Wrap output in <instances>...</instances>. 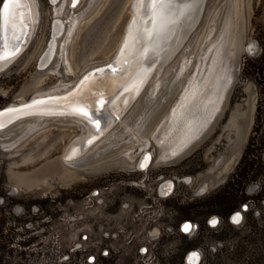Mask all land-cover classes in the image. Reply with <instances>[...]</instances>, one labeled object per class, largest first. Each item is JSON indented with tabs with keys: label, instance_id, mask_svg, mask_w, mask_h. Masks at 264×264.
Wrapping results in <instances>:
<instances>
[{
	"label": "rangeland",
	"instance_id": "obj_1",
	"mask_svg": "<svg viewBox=\"0 0 264 264\" xmlns=\"http://www.w3.org/2000/svg\"><path fill=\"white\" fill-rule=\"evenodd\" d=\"M35 2L26 44L0 67V107L72 86L111 59L130 17V0ZM211 71L218 77L213 72L206 112L190 120L203 123L169 151L160 144L169 115H187L193 85ZM146 82L119 119L68 160L64 150L84 134L72 117L30 116L0 129V264H186L192 249L196 264H246L259 254L262 242L228 216L242 203L256 208L264 184V0H204L195 25ZM143 149L151 159L137 169ZM243 153L260 172L233 175L239 181L228 190L245 199L227 213L209 196ZM166 179L173 188L163 195ZM182 219L192 221L187 233L178 229Z\"/></svg>",
	"mask_w": 264,
	"mask_h": 264
},
{
	"label": "bare ground",
	"instance_id": "obj_2",
	"mask_svg": "<svg viewBox=\"0 0 264 264\" xmlns=\"http://www.w3.org/2000/svg\"><path fill=\"white\" fill-rule=\"evenodd\" d=\"M130 1H131V3H129L130 17L124 26L123 36L121 37L119 45L117 46L115 50V54L113 53L112 56L114 57L118 53L119 57L123 58L124 54L122 53V49L125 46V41L128 39L129 27L132 24V21L137 17L138 12H139V15L142 17V20H143V28L147 29L150 34L149 38H147L143 42V50L149 56H151L154 53L155 54L154 60L149 61L145 59L143 62L139 64L138 67L127 66V71L120 72L119 74L112 73V72H104L98 80H93L95 75L89 74L87 75V77L89 78V80L86 82L87 87L84 89L86 90L88 87L94 86L96 88H101L106 92H112L116 86H119L120 87L119 91L117 92V94H115L114 98H112V101H111V108H113L115 111L119 113L124 111L127 104L136 96L140 88L145 84V82L149 79V77L155 73V71H156V74L160 73V70L162 69L163 64L169 59L172 53L176 51V49L182 43L183 39L187 36V34L190 32V30L196 23L199 13L201 11L202 4H204L203 3L204 0H196L194 9L186 10L183 15H180L179 9L183 8L186 3L190 2V0H172V3L170 5L169 4H157L155 9H153L152 7H149L147 9V14L145 15L144 14L145 10L140 8L139 0H130ZM77 2L78 0H72V4L71 5L69 4L70 7L76 5ZM36 5L37 4L35 0H21V7L18 10L19 20L23 21L27 25L25 28H23V30H26L27 37L30 35L32 29L34 28V24L36 20V7H37ZM2 13H3V5L0 9V23H2ZM152 22L155 23V28L153 27ZM162 27H164L166 31H164L161 34ZM16 31L17 33H19L20 30L19 29L13 30L11 28H8L5 35L9 36L10 34H13L14 32L16 33ZM12 57L13 56H9L8 59L6 60H0V67L6 64ZM215 63L217 65V62ZM219 63L220 62H218V64ZM214 67H215V64H214ZM207 73L209 74L210 72L207 71ZM215 73L217 74L216 71L214 72V74ZM218 73H220V69ZM214 74L209 75L206 78V80L201 82L200 84L193 85L192 92L190 96L187 97V109H186L187 115L181 114L182 116L179 119L175 120V117H176L175 109H173L172 114L169 115V118H171V120L167 122V127L165 128V131L161 138V139H164V143L167 142L165 145L169 147L168 148L169 151H173L176 148V146L178 144L180 145L181 142H183L184 140H187L188 142L194 130L198 128L197 126H201V124L203 123L201 122V124H199L200 121L203 120L201 119V116L200 118L196 116L197 118H199V120L197 121L198 122L197 125L192 126L190 124V120H191V117L197 113V111L202 109L204 110V113L206 112L209 99L211 98V95H208V92H209L208 86L211 85V87H213L214 85L213 82L214 81L216 82V78L218 77L215 74L216 75V78H215ZM129 76L131 77V79H129ZM193 77H195V75L191 76L190 81H192ZM83 81H85V79H83L79 85L75 84V86L71 90L73 92L81 91ZM126 81L127 83H125ZM125 87L128 88L129 91H124ZM50 93H54V92L36 93L32 96L48 95ZM56 97L57 96H53V98H56ZM24 100L10 103L8 105L20 103V102H23ZM54 100H59V99H54ZM33 116L35 117H44V116L55 117L57 115L52 116L50 114H43V115H32V117ZM28 117L30 116H27L26 118ZM72 118L82 124L83 129H84V134L76 137L68 144V146L66 147V149L64 150L62 154V158L64 160H68L65 157L70 147H75V150L78 153L81 152L88 145L85 142L86 139H89V136L92 135L93 133V129L90 128V126L86 123V121L83 120L81 117L73 116ZM199 129L197 131H199ZM79 138H84V140H80L79 143H76L74 145L73 142L77 141ZM141 143H142L141 147L144 148L147 143L146 139H143ZM164 143L160 142V144H164ZM142 151H144V153H142L140 160L137 161L136 163V166L138 167H141V163L145 162V157L148 156L146 153L148 151H146L145 149H143ZM165 153L166 152H164V154ZM144 154H146V156L142 158ZM149 157L151 159V155ZM168 186H169L168 183H166L165 187L162 186L163 192L165 191V189L168 188ZM193 252H196L199 254L197 250L192 251L191 253Z\"/></svg>",
	"mask_w": 264,
	"mask_h": 264
},
{
	"label": "snow or ice",
	"instance_id": "obj_3",
	"mask_svg": "<svg viewBox=\"0 0 264 264\" xmlns=\"http://www.w3.org/2000/svg\"><path fill=\"white\" fill-rule=\"evenodd\" d=\"M196 0H190L189 3H186L183 8L179 9V14L183 15L186 10H192L195 8ZM172 0H139V5L141 9L145 10V15L147 14V9L152 7L155 9L157 4H171ZM21 7V0H4L3 2V13H2V23H0V60L8 59L9 55L14 53L18 48V41L20 40V35L13 34L11 38H9L5 33L8 28L13 30H20L25 28L27 25L19 20L18 10ZM166 19V18H165ZM19 21V23H18ZM153 23V27L155 28V23ZM166 31L164 27L161 28V34ZM149 32L147 29L143 28V20L142 17L138 15L132 21V24L129 27L128 39L125 41V46L122 49L123 58L118 60L115 65H109L108 69L112 73L119 74L120 72H126L127 66L138 67L141 62L145 59L149 61L154 60L155 54L153 53L151 56L147 55L143 50V42L149 38ZM98 73L104 72V69H98ZM129 79L131 77L129 76ZM89 80L88 77L85 78V81L82 82L81 91L74 94L69 101V106L72 109V113L81 117L86 123L90 126V128L99 131L100 129V120L97 116V113L103 112V110L107 107L110 100L105 98V92L99 88L96 91H92V89H88L85 92V88L87 87L86 82ZM95 83V82H93ZM127 83V81L125 82ZM124 91H129L128 88H124ZM46 101H33L32 104L25 105V108H32L36 105L44 104ZM20 111L19 108H9L5 111H0V118H7L9 122L16 118L15 114ZM3 123H0V127H3ZM96 137L93 136V140ZM80 140H84V138H79L77 141H74L73 144L79 143ZM86 143H92V140H86ZM79 153L75 150V147H70L68 153L66 154V159L74 158ZM150 159V157H145V162L141 163V167L146 166V162ZM245 210H246V206ZM232 222L239 223L242 219V216L239 212L235 213L231 217ZM209 223L215 226L218 223V220L213 218L209 221ZM190 224H184L183 230L188 232L191 230ZM199 259V254L193 252L189 255L188 261L189 264H196Z\"/></svg>",
	"mask_w": 264,
	"mask_h": 264
},
{
	"label": "water",
	"instance_id": "obj_4",
	"mask_svg": "<svg viewBox=\"0 0 264 264\" xmlns=\"http://www.w3.org/2000/svg\"><path fill=\"white\" fill-rule=\"evenodd\" d=\"M3 2H4V0L1 1L0 9H1L2 5H3ZM203 3H204V1H203ZM71 4H72V0L70 1V5ZM202 7H203V4H202ZM202 7H201V10H202ZM199 15H200V13H199ZM198 18H199V16H198ZM13 34H10L8 37L11 38ZM15 35H20V40L18 41L17 50L14 53L9 55V56H13V57L15 55H17L23 49V47L26 44V42L28 40V37H29V36L28 37L26 36L27 35L26 34V30H23V29H22V32L19 31V33H17V31H16ZM121 59L122 58H120L119 54L117 53L114 57L112 56L111 59H109L108 61L100 63V64H97V65H94V66L88 68L85 72H83L74 81L72 86H70L69 88H67V89H65L63 91L54 92V93H50L48 95H41V96H39V95L38 96H32L31 95L30 97H28L23 102L15 103V104H12V105H5V106L0 107V111H5L6 109H9V108H19L20 109V111L15 114L16 118L13 119L11 122H9L6 117L5 118H0V123H3V125H4L3 127H0V129L5 128V127L9 126L10 124H12V123H14L16 121L25 119L27 116H31L32 117V115L50 114L52 116H54V115L67 116V117L77 116V115L72 113V109L69 106V101L71 100L72 96L74 94L78 93V92H73L71 89L75 86V84L79 85L80 82L83 79H85L87 77V75H89V74L95 75L93 80H98L102 76V74L104 72H111L108 69L109 65H115L116 62L118 60H121ZM98 69H104V72L98 73L97 72ZM141 88H140V90H141ZM88 89H92V91L94 92V91H96L97 88L94 87V86H92V87L90 86V87H88L85 90V92H87ZM99 89H101V88H99ZM119 89H120V87L116 86L112 92H106L103 89H101V90H103L105 92V98L107 100L112 101V98H114L115 94H117ZM139 91H138V93H139ZM53 96H57V97L53 98ZM54 99H59V100H54ZM133 99L127 104L126 108L130 105V103L133 101ZM33 101H46V103L40 104V105H36V106H34L32 108H25L24 107L25 105L32 104ZM125 109H124V111H125ZM124 111H122L121 113L115 111L113 108H111V103H109L107 105V107L103 110V112L97 113V116L99 117V120H100V129H99V131H96V130L93 129L92 135H90L89 139H86V140H92V143L95 140H97L116 120L119 119V117L121 116V114ZM33 117H35V116H33ZM44 117H46V116H44ZM162 123H163V121L161 122L160 125H162ZM93 136L96 137L94 140H93ZM161 142L163 143L164 139H162ZM86 144H88V145L81 152H79V154L82 153L91 143L90 144L86 143ZM146 153H147L148 156H146V154H144V156L142 158H144L145 156L146 157L150 156L148 152H146ZM78 155H76V156H78ZM148 161L146 162V165H147ZM241 206L243 208H245L244 206H246V204L242 203ZM237 212H239L240 214L242 213L241 210H236L233 214H235ZM233 214L230 215V218L232 217ZM212 219H213V217H211L209 219V221L212 220ZM192 251H195V249H192V250L189 251L188 255L186 256V264H189L188 257H189V255L191 254ZM89 258H91V255H89Z\"/></svg>",
	"mask_w": 264,
	"mask_h": 264
},
{
	"label": "trees",
	"instance_id": "obj_5",
	"mask_svg": "<svg viewBox=\"0 0 264 264\" xmlns=\"http://www.w3.org/2000/svg\"><path fill=\"white\" fill-rule=\"evenodd\" d=\"M243 153L238 160L237 166L235 168V171L233 174L230 175V177L227 179L224 187L221 189L220 192H215L214 194L210 195L211 201L214 203L220 205V209H222L225 212L231 211L234 207L238 206L241 201L245 199L243 196H236L235 193L229 192L228 188L233 189L232 184H236V181H239L238 178H234L233 175H237L239 173V177L244 176L247 174V170H252L251 175L253 176L252 179H255L256 176L259 174V170L256 168L258 165L257 162H255V159L247 157V155H244ZM256 202L255 207L249 206L246 204V218L244 220L240 221V226H245L249 230L252 231L254 234V239H258L262 242V247L260 249V252L258 255L249 258L246 260V264H258L259 262L264 263V207L258 204V201L264 198V184L261 183L258 186L257 193L255 195ZM241 205V204H240ZM256 262V263H255Z\"/></svg>",
	"mask_w": 264,
	"mask_h": 264
},
{
	"label": "flooded vegetation",
	"instance_id": "obj_6",
	"mask_svg": "<svg viewBox=\"0 0 264 264\" xmlns=\"http://www.w3.org/2000/svg\"><path fill=\"white\" fill-rule=\"evenodd\" d=\"M149 161H150V159H149ZM149 161H148V163H149ZM148 163H147V165H148ZM135 164H136V163H135ZM147 165H146V166H147ZM146 166H145V167H146ZM136 167H137V169H142V168H144V167H138V166H136ZM166 183H168L169 186H168V188L165 189V191L163 192V190H162V186L165 187V186H166ZM172 188H173V184H172V181L169 180V179H166V180L162 181V182L159 183V185H158V191H159V193L161 192V194H163V195H167L168 193H170L171 190H172ZM243 209H245V208H243V207L240 205V207H239L238 209L232 210V211L230 212L229 216H228L229 221H232V219L230 218V215H231V214H233L236 210H243ZM241 216H242V213H241ZM211 217H213V218L216 219L215 216H211ZM211 217H210V218H211ZM210 218H209V219H210ZM208 222H209V220H208ZM184 224H190V225L192 226V221H191L190 219H182V220L179 222V225H178V229H179V231L182 232V233H187V232H185V231L183 230V225H184ZM188 232H189V231H188ZM140 249H143V250L145 251V247H144V246H141ZM189 251H190V250H188V251L185 253V255H184V262H185V263H186V256L188 255ZM91 259L94 260V258H93L92 255H91ZM198 260H199V259H198Z\"/></svg>",
	"mask_w": 264,
	"mask_h": 264
}]
</instances>
